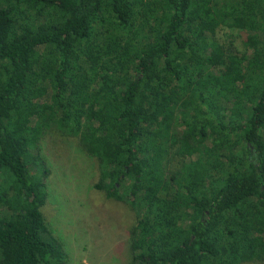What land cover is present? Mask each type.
<instances>
[{
  "label": "trees",
  "instance_id": "1",
  "mask_svg": "<svg viewBox=\"0 0 264 264\" xmlns=\"http://www.w3.org/2000/svg\"><path fill=\"white\" fill-rule=\"evenodd\" d=\"M53 133L135 214L126 264L264 263V0H0V264H66Z\"/></svg>",
  "mask_w": 264,
  "mask_h": 264
},
{
  "label": "rangeland",
  "instance_id": "2",
  "mask_svg": "<svg viewBox=\"0 0 264 264\" xmlns=\"http://www.w3.org/2000/svg\"><path fill=\"white\" fill-rule=\"evenodd\" d=\"M40 146L47 189L41 209L66 264H126L131 257L127 230L135 214L93 189L98 179L95 161L73 139L53 133Z\"/></svg>",
  "mask_w": 264,
  "mask_h": 264
}]
</instances>
